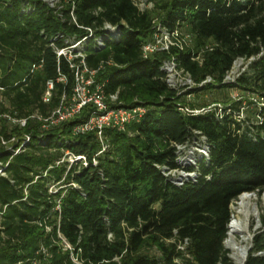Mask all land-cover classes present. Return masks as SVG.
<instances>
[{
    "label": "trees",
    "instance_id": "1",
    "mask_svg": "<svg viewBox=\"0 0 264 264\" xmlns=\"http://www.w3.org/2000/svg\"><path fill=\"white\" fill-rule=\"evenodd\" d=\"M152 2L141 13L133 0H62L56 13L40 0H0V264H233L225 248L232 205L264 192V0ZM156 19L188 32L194 48L144 58ZM105 24L118 37L103 48L90 39L87 64L108 97L118 94L119 104L145 114L125 132L106 130L102 141L95 132L72 134L92 105L45 129L75 89L51 44L61 48L86 29L101 34ZM171 58L198 85L189 94H210L211 103L169 88L162 66ZM241 59L255 60L226 81ZM235 90L259 98L258 107L249 103L253 120L239 118L248 97L232 99ZM203 139L209 158L180 166L177 146ZM67 152L86 156L88 166L57 167ZM183 169L197 178L181 187L163 173ZM252 246L246 264H264V229Z\"/></svg>",
    "mask_w": 264,
    "mask_h": 264
},
{
    "label": "built area",
    "instance_id": "2",
    "mask_svg": "<svg viewBox=\"0 0 264 264\" xmlns=\"http://www.w3.org/2000/svg\"><path fill=\"white\" fill-rule=\"evenodd\" d=\"M40 1L47 5L50 9L55 10L56 13H59L64 8V6L62 5V0ZM65 1L67 2L70 0ZM133 2L141 13H145L146 11L152 10L154 8L152 0H133ZM74 8L75 7L73 6V10ZM71 15L73 17V20L76 22L73 12L71 13ZM60 17L62 18L63 16L60 15ZM155 29L156 30L153 35L152 41L144 47V58L147 59L151 55L158 53H170L173 48L184 50V48L188 46L183 34L179 30L172 32L161 23H157ZM86 31L87 35L85 37H73L71 39H68L66 41V45L61 48L57 47L55 43L51 44V47H53L55 53L57 54L59 63H61L62 59H65L70 69L72 70L75 79V89L72 104L68 107L61 106L57 111H55L50 118L45 120V123L47 125L44 126V128L49 129L53 126H59L62 123L80 114L83 108L92 105L95 110L90 116L89 120L84 124L76 126L73 129L72 134L74 136H81L95 132L102 141L103 134L106 130L112 129L118 132H125L128 126H130L134 122L139 121L143 117V115L145 114V110L140 106L132 108L119 104L118 94L108 97L105 93L104 85L96 84V72L92 71L87 64L86 45L89 40L94 38L97 46L103 48L105 46L106 40L118 37V28H115L110 24H105V26L101 29V34L99 32L93 31L92 29H86ZM58 39H64V36L60 35ZM162 71L165 73V81L169 88L178 92V94H189L198 87V85L194 82L192 76L180 67L176 58H171L164 61ZM229 80L230 73L226 78V81ZM59 81L62 83H66L67 78L61 77ZM211 82L212 80L208 79L202 84V86ZM48 86L49 91L46 93L45 102L50 101V98L52 96L51 90H53L54 84L50 82ZM192 97L193 95H188L189 99H191ZM219 108L221 109L222 107L219 106ZM210 110L211 108L206 111H196L195 113L201 114ZM180 111H183L185 113H192L189 109H180ZM242 115L243 113H241V116L239 118L242 119ZM9 119L14 123H21L22 125L26 124V120L16 121L12 118ZM29 142L30 138H28L26 142L21 146V148L16 151V154H19ZM203 143L205 144V139H203ZM186 147L188 146H177L178 163L184 168L194 167L192 165H182V163H185L186 160H181L182 158L180 155V150L181 148ZM205 148H207L208 150V155L203 159H208L209 148L207 145L205 146ZM106 149V146H104L101 153L105 152ZM197 160L198 159H196L194 165H197ZM75 163H82L87 167V157H77L74 154L67 152L65 157L60 162H58L56 166L59 167L63 164H69L70 166H72ZM94 163L95 165L97 164L96 161H94ZM181 171L188 174L187 177H183V179L185 180H183L182 178L177 179L171 177L172 173L179 171L171 172L164 170L163 173L166 177L170 178L175 185L180 187L197 178L196 173H189L185 169ZM53 191L54 190L52 188L51 192ZM55 191H57V189ZM187 244L188 242L186 241V245ZM181 249L184 250V247H181Z\"/></svg>",
    "mask_w": 264,
    "mask_h": 264
},
{
    "label": "rangeland",
    "instance_id": "3",
    "mask_svg": "<svg viewBox=\"0 0 264 264\" xmlns=\"http://www.w3.org/2000/svg\"><path fill=\"white\" fill-rule=\"evenodd\" d=\"M156 16L159 17V13L158 12L156 13ZM155 22H156V24L160 23L159 19H156ZM183 36H184L188 46L194 48L195 43H194V40H193L192 36L188 32H185V31H184ZM254 60L255 59H252V60H249V61H245V60L241 59V60L237 61L235 63V65H234L232 71L230 72V80L228 82L234 83L243 73L248 72V67L250 66V64ZM230 96L234 100H240L243 97H246V98L248 97V95H246L245 93H243L241 91H237V90L231 92ZM196 99H198L199 102H206L207 104H209V103L212 102L214 97L211 96L210 94H206L204 97H197L195 95L189 100L191 102H195ZM257 101H259L258 97H253V96H249L248 97V101H247L248 103H246L245 104L246 107L242 109L243 115H242V119L241 120H243V119L247 120L248 117H251V120H253L254 117L252 116V114L254 113L256 107H254L253 105L249 106V103H251V102L255 103ZM72 102L73 101L71 100L69 103H67L64 106L68 107V106H70L72 104ZM259 105L260 106H264V104H259ZM259 105H257V107ZM205 146L206 145L203 143V140H201L200 142L198 141V142H195L193 144H190L186 148H181V150H180V155H181V158H182L181 160L185 159L187 161V159L189 158L190 153L193 152L194 153V157H196V159H198L197 162L201 161L204 157H207V155H208V150H207V148H205ZM194 164H195V162L192 164V166L195 167L196 165H194ZM187 176H188V174L183 173L182 171L174 172V173L171 174L172 178H177V179H180V178L183 179V177H187ZM183 180H185V179H183ZM53 190L55 191L56 188L53 187ZM243 195L251 197V201L249 203V207L251 209L250 210L251 217H250V219L248 221V228H249L248 229V234H249V236H251V240L250 241H243V238L241 236H236L235 239L242 247H245V246H250L251 247V245L253 243V239L255 237V234L258 231L264 229V225H263V219H264V192H263L262 195H259L258 193H246V194H243ZM240 198L233 203L232 212L234 211L233 206H237ZM227 238H228V236H227ZM227 242L228 241L226 239L225 248L230 252V258H231L233 264H236L235 259H234V252L231 249H229V246H228ZM66 248L70 249L68 245H66Z\"/></svg>",
    "mask_w": 264,
    "mask_h": 264
},
{
    "label": "bare ground",
    "instance_id": "4",
    "mask_svg": "<svg viewBox=\"0 0 264 264\" xmlns=\"http://www.w3.org/2000/svg\"><path fill=\"white\" fill-rule=\"evenodd\" d=\"M194 160L196 161V157H194V153L191 152L186 163L182 165H192L195 162ZM250 201L251 197L243 195L237 206H233L234 211L232 212V220L229 225L227 243L229 249L234 252L236 264H246L251 248L250 246L242 247L235 239L236 236H241L243 241L251 240V236L248 234V221L251 217V209L249 207Z\"/></svg>",
    "mask_w": 264,
    "mask_h": 264
},
{
    "label": "water",
    "instance_id": "5",
    "mask_svg": "<svg viewBox=\"0 0 264 264\" xmlns=\"http://www.w3.org/2000/svg\"><path fill=\"white\" fill-rule=\"evenodd\" d=\"M252 247H253V246L251 245L250 251L252 250Z\"/></svg>",
    "mask_w": 264,
    "mask_h": 264
}]
</instances>
